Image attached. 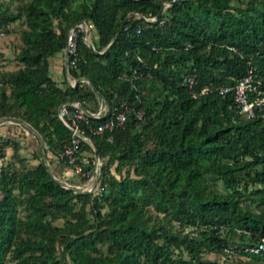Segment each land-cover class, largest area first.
I'll return each mask as SVG.
<instances>
[{"label":"trees","instance_id":"1","mask_svg":"<svg viewBox=\"0 0 264 264\" xmlns=\"http://www.w3.org/2000/svg\"><path fill=\"white\" fill-rule=\"evenodd\" d=\"M169 1L0 0V34L21 23L17 64L0 70V118L27 123L43 159L65 164L56 153L70 133L58 104L93 111L98 93L106 105L78 120L85 157L94 145L100 159L99 195L66 188L36 149L0 139V264H220L224 247L229 264H264V251L248 250L264 241V118L214 89L248 68L264 86V0ZM78 21L91 25L93 49L75 30L67 74L94 90L48 71ZM120 110L121 124L92 132Z\"/></svg>","mask_w":264,"mask_h":264},{"label":"built area","instance_id":"2","mask_svg":"<svg viewBox=\"0 0 264 264\" xmlns=\"http://www.w3.org/2000/svg\"><path fill=\"white\" fill-rule=\"evenodd\" d=\"M152 17H150L151 19ZM90 24L82 22H76L74 27L69 28L66 35L65 45L62 51L65 50L66 64L63 65L64 74L69 85L74 84V78L67 74L68 67L74 66L75 61V30L82 31V40L87 44L91 43L88 31ZM75 28V29H74ZM92 44V43H91ZM64 53V52H63ZM79 81L87 83V80L83 77ZM78 81V82H79ZM184 81L188 87L192 82L191 76L184 77ZM214 89L223 94L227 91H232L233 99L237 103L239 111L246 117L252 116L255 109L260 112V115L264 118V86H260L258 80H254V73L251 68H248L246 73L243 74L234 85H221L214 87ZM206 90H210L207 87H202L199 93H204ZM78 101H62L57 106V116L60 121L69 129V139L62 145L61 149L56 153V158L63 160L71 172L84 177V180L80 183H71L63 181L72 186L75 189H89L91 188V194L99 195L103 189V184L98 183L97 177L99 174L100 159H95L93 154L90 158L85 157L82 144L80 140H85L90 143V140L82 134V130L79 126L78 120L85 111L78 106ZM71 108H68V106ZM91 116L99 117L106 111V105L99 101L98 107L91 111ZM124 120V111H117L115 114L109 116L105 121L99 122L92 129V132L98 133L102 130L111 131L114 127L121 124ZM11 123V122H8ZM5 133H0V139L5 138ZM89 161L90 165L84 164ZM248 250L252 253H260L264 251V241L261 238L251 245ZM225 253L221 254V258H230L234 255V251L231 248L224 247Z\"/></svg>","mask_w":264,"mask_h":264},{"label":"rangeland","instance_id":"3","mask_svg":"<svg viewBox=\"0 0 264 264\" xmlns=\"http://www.w3.org/2000/svg\"><path fill=\"white\" fill-rule=\"evenodd\" d=\"M13 25L15 26V28L17 29L21 23H19L18 21H15L13 23ZM16 29L14 31H11L9 33H1L0 34V70L3 69H11L14 68L16 66V62L13 58V54L17 48V44H18V36H17V31ZM89 34V38L92 35V32L88 31ZM60 80V79H59ZM58 81V80H57ZM59 82H62L61 80ZM8 122H6V132L5 134L11 135L13 137L18 138L21 143H23V147L24 150L27 155H29V152L31 149H36L37 152H39V156L42 154L41 150H40V141L39 139L34 137L33 133L31 131L25 130L24 129V133H17L18 128L15 127L13 128L12 132L9 131V129L11 127L8 126L7 124ZM89 150H84L83 153L86 154L88 153ZM11 153V146H5L4 147V158L6 159ZM3 159H0V161H2ZM31 161H35V159H30ZM45 163L47 164V167L50 169V171L52 172V174L54 175V177L60 181L63 182L62 180H59L60 177H57L58 175V171L59 168L62 166L65 169V180L73 183L76 182V177L75 174L71 172L70 168L65 165L62 162H55L54 160H50L49 163L47 162V160H45ZM60 165V166H59ZM67 174L71 175L72 177L67 176ZM80 183V182H79ZM210 257H213L212 254H207ZM218 263L220 264H229L230 260H224L221 258V255H219L217 257ZM5 264H13L11 261H6Z\"/></svg>","mask_w":264,"mask_h":264},{"label":"water","instance_id":"4","mask_svg":"<svg viewBox=\"0 0 264 264\" xmlns=\"http://www.w3.org/2000/svg\"><path fill=\"white\" fill-rule=\"evenodd\" d=\"M171 1H173V0H170L169 2H171ZM161 9H162V6L159 8V10H158V12L151 18V19H154L158 14H159V12L161 11ZM132 13H137V12H129L125 17H124V19L122 20V22L120 23V25L118 26V28H117V30L115 31V34H117L118 32H119V30L121 29V27H122V25H123V23L125 22V20L127 19V17L130 15V14H132ZM141 16V15H140ZM78 22H82V21H78ZM74 25H75V23L74 24H72L71 26H70V28H72V27H74ZM115 34H114V36H115ZM113 36V37H114ZM112 40H110V42H111ZM109 42V43H110ZM108 43V44H109ZM65 45V44H64ZM87 45L91 48V49H93V45L91 44V43H87ZM64 52V55H63V65H65L66 64V58H65V50L63 51ZM97 52H101V50L100 51H97ZM81 78V77H80ZM80 78H76L75 80H74V84L75 83H77L79 80H80ZM87 80V79H86ZM87 83L88 84H90L89 83V81L87 80ZM90 86H91V88L94 90V88H93V86L90 84ZM97 95H98V97H99V100L102 102V103H104L105 104V102H104V100H103V98L97 93ZM78 106L80 107V108H82L84 111H85V113L86 114H90V111L84 106V105H82L81 103H78ZM2 122H11V123H16V124H18L19 126H21L23 129H25V130H28V131H31L32 133H33V135H34V137L36 138V140H37V135H36V133H35V131L27 124V123H25L24 121H22V120H20V119H13V118H6V117H3V118H0V123H2ZM92 154H93V157L95 158V159H99V157H98V155H97V152H96V150H95V148H94V145H92ZM39 160L43 163V165H44V167H45V169L47 170V172L50 174V176L51 177H53L54 179H56L55 177H54V175L52 174V172L50 171V169L47 167V164L45 163V161H44V159H43V154H41L40 156H39ZM63 186H65L66 188H72V186L71 185H69V184H67V183H64V182H60ZM91 188L92 187H90L89 189H76V190H79V191H84V192H86V193H88L89 195L91 194ZM73 189V188H72ZM75 190V189H74Z\"/></svg>","mask_w":264,"mask_h":264},{"label":"crops","instance_id":"5","mask_svg":"<svg viewBox=\"0 0 264 264\" xmlns=\"http://www.w3.org/2000/svg\"><path fill=\"white\" fill-rule=\"evenodd\" d=\"M93 35V34H92ZM63 51L61 52H57L55 53L54 55H52L50 58H49V65H48V71H49V74L57 81L59 82L60 80L65 79V81L67 82V79H66V76L64 74V70H63ZM60 79V80H59ZM6 122H2L0 123V133H5L6 132ZM13 128L11 127L9 129L10 132H12ZM60 166V165H59ZM65 169L61 166L59 168V171H58V176L57 177H60L59 180H62L63 181H67L65 180ZM67 176L69 177H72L71 175L67 174ZM73 178V177H72ZM68 182V181H67Z\"/></svg>","mask_w":264,"mask_h":264}]
</instances>
